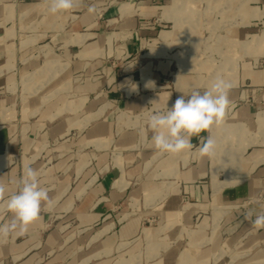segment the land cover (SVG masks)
Returning <instances> with one entry per match:
<instances>
[{
  "label": "crops",
  "instance_id": "0c3cea01",
  "mask_svg": "<svg viewBox=\"0 0 264 264\" xmlns=\"http://www.w3.org/2000/svg\"><path fill=\"white\" fill-rule=\"evenodd\" d=\"M234 1L246 25L264 19V0ZM222 4L75 0L53 14L49 0H0V183L11 194L32 167L53 201L0 238V264H264V67L238 29L222 36ZM218 75L233 87L201 134L214 154L198 137L159 153L149 114Z\"/></svg>",
  "mask_w": 264,
  "mask_h": 264
},
{
  "label": "clouds",
  "instance_id": "9594fccd",
  "mask_svg": "<svg viewBox=\"0 0 264 264\" xmlns=\"http://www.w3.org/2000/svg\"><path fill=\"white\" fill-rule=\"evenodd\" d=\"M75 7V0H49V11L53 14L68 12ZM131 67V65H129ZM131 92L138 91V85L128 82ZM154 87V82L145 83V88ZM231 81L217 76L201 92L193 90L187 96H179L174 105L166 111H153L147 118V126L153 133L151 140L159 153L182 154L197 147L192 143L193 137L201 141V155H213L216 140L209 134L214 126L222 123L231 101L229 92ZM187 97V99H186ZM39 172L28 167L18 182L17 190L7 194V188L0 183V209L11 214L10 223L0 225V238H7L14 232H26L28 227L40 218L42 206L51 207L53 201L49 197V189L42 187ZM251 214H249L250 216ZM257 228H264V213L256 215L252 221Z\"/></svg>",
  "mask_w": 264,
  "mask_h": 264
},
{
  "label": "rangeland",
  "instance_id": "374dc122",
  "mask_svg": "<svg viewBox=\"0 0 264 264\" xmlns=\"http://www.w3.org/2000/svg\"><path fill=\"white\" fill-rule=\"evenodd\" d=\"M239 2V3H238ZM241 1H234V0H223L222 6H227L226 8H223L221 10V17L220 21L223 22V31L222 36H227L229 34L228 30H231L232 28L239 30V39L243 40L245 38L249 42H251L252 46H255V49L257 51H260V58L256 66L258 68L264 67V54H263V48H264V19L263 18H255V21H252L251 23H248V25L245 24V20L242 17V7L240 4ZM208 4L205 6L207 7ZM254 6L259 8V10H262L264 8L263 1L259 3H255ZM217 65H220L218 63ZM222 66H228L227 63H223ZM223 74L225 72H222ZM264 109V102H260L257 105V110L261 111ZM250 131L255 132L257 130V126L254 127V130L249 129ZM248 131V130H247Z\"/></svg>",
  "mask_w": 264,
  "mask_h": 264
}]
</instances>
